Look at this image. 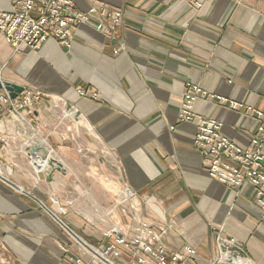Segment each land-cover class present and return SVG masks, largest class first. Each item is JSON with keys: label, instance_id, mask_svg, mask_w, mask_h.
<instances>
[{"label": "crops", "instance_id": "obj_1", "mask_svg": "<svg viewBox=\"0 0 264 264\" xmlns=\"http://www.w3.org/2000/svg\"><path fill=\"white\" fill-rule=\"evenodd\" d=\"M72 1L80 11L96 3L122 10L116 38L82 25L71 31L70 50L51 38L38 51L15 52L0 36V81L45 95L24 122L0 120L5 243L29 264H70L77 247L65 246L51 198L69 209L64 224L95 245L101 235L92 225L130 222L118 209L106 217L115 207L111 193L129 189L144 221L170 229L168 249L189 245L209 259L221 235L264 264V211L254 189L210 179L194 148L196 127L177 122L187 84L199 85L243 108L199 100L195 113L222 123L239 147L250 145L258 122L247 109L264 110V0H207L202 9L188 0ZM12 11V0H0V12ZM78 89L99 100L79 98ZM35 146L64 173L49 166V181L37 167H44L42 153L29 156ZM86 199L93 200L87 209Z\"/></svg>", "mask_w": 264, "mask_h": 264}, {"label": "built area", "instance_id": "obj_2", "mask_svg": "<svg viewBox=\"0 0 264 264\" xmlns=\"http://www.w3.org/2000/svg\"><path fill=\"white\" fill-rule=\"evenodd\" d=\"M188 1L196 9H202L207 0ZM12 5V12H0V36L15 52L21 49L38 51L51 38L70 50L73 46L71 31L82 25H91L114 39L124 18L122 10L102 3L94 4L88 11L78 10L72 0H12ZM77 95L94 102L99 100V94L89 89H78ZM44 100L43 93L31 89H24L15 99L8 92L0 91V120L10 118L24 122ZM199 100L217 102L235 111L243 105L189 83L177 122L196 127L194 148L202 155L210 179L235 191L249 184L254 189L256 203L264 211V110L247 109L258 126L250 145L242 148L223 133L222 123L195 113L194 107ZM67 113L73 117L71 110ZM120 194L118 206L123 208L122 213L130 222L115 223L103 229L95 245L51 213L68 234L65 246L77 247V254L72 252L69 259L70 264H254L242 246L221 235L215 239L218 253L209 259H203L198 250L189 245L178 251L168 249L164 238L170 229L143 220L135 193L126 189ZM51 203L60 207L59 214H66L57 198L52 197ZM65 246L66 254H72Z\"/></svg>", "mask_w": 264, "mask_h": 264}, {"label": "rangeland", "instance_id": "obj_3", "mask_svg": "<svg viewBox=\"0 0 264 264\" xmlns=\"http://www.w3.org/2000/svg\"><path fill=\"white\" fill-rule=\"evenodd\" d=\"M48 163V162H47ZM50 173H51V171H50ZM100 186V185H99ZM124 190H126V189H121V190H119V191H117V193H114V191L111 193V194H113V206H115L114 207V210L112 211L113 213H108L107 215H106V217L107 218H110L111 216H112V214L114 215V213H115V210L116 209H118V212L120 213V212H122L123 211V208L121 207V206H118V202L120 201V193L121 192H124ZM60 192H64V191H60ZM59 192V196H57V197H59V199L61 200L62 199V196H60V194H62V193H60ZM107 194H108V192H107ZM70 200V202H72L73 201V199L71 198V199H69ZM87 201V202H86ZM86 201H85V209H87L88 207H91V201H93V200H89L88 201V199H86ZM90 202V203H89ZM61 204V203H60ZM139 206V209H140V211H142L141 210V207H140V205H138ZM49 207L51 208L50 209V212L52 213V214H54V215H57L58 217H60V219L62 220L66 215H67V212H68V210H67V207H65V212H66V214L64 215V214H59L58 213V211L59 212H61V209H60V207L58 206V205H53L52 203H50L49 204ZM77 207V205L75 204V205H73V204H71L70 205V209L72 208H76ZM87 207V208H86ZM69 208V207H68ZM90 209V208H89ZM113 209V208H112ZM111 214V215H110ZM53 215V216H54ZM82 215H85V216H87V218H91V217H93V213H91V214H83L82 213ZM141 215V217H142V214H140ZM116 216V215H115ZM119 216H120V214H119ZM59 219V220H60ZM91 220V219H90ZM93 226V228H96L97 229V231H98V233L101 235L102 234V230L103 229H106V228H104V225H92ZM109 226H111V225H109ZM79 232V231H78ZM77 233V232H76ZM78 234V233H77ZM92 236V235H91ZM85 240H87L88 241V239L87 238H84ZM0 264H29L28 262H26V261H24L19 255H16L14 252H13V250L12 249H10L9 248V246L5 243V241L3 240V238H2V236H0Z\"/></svg>", "mask_w": 264, "mask_h": 264}, {"label": "water", "instance_id": "obj_4", "mask_svg": "<svg viewBox=\"0 0 264 264\" xmlns=\"http://www.w3.org/2000/svg\"><path fill=\"white\" fill-rule=\"evenodd\" d=\"M0 91L8 92L10 97L12 99H15L19 94L23 93L24 87L0 81ZM29 152L30 157H36L37 154L41 152L43 160L48 162V165L53 168V171L56 170L58 172L64 173L62 165L56 159L50 157V152L46 148L35 146ZM45 173L50 176L49 181H52L51 173H49L48 171H46Z\"/></svg>", "mask_w": 264, "mask_h": 264}, {"label": "bare ground", "instance_id": "obj_5", "mask_svg": "<svg viewBox=\"0 0 264 264\" xmlns=\"http://www.w3.org/2000/svg\"><path fill=\"white\" fill-rule=\"evenodd\" d=\"M24 89H25V88H24ZM178 124H181V123H178ZM174 129H175V128H174ZM50 157H51V156H50ZM51 158H52V157H51ZM42 163L44 164V167H42L41 165H37V167H38V168H42V170H44L45 172H46V171H48L49 173H50V171L52 172L51 169L48 170L49 165H48L47 161L42 160ZM52 169H53V168H52Z\"/></svg>", "mask_w": 264, "mask_h": 264}]
</instances>
